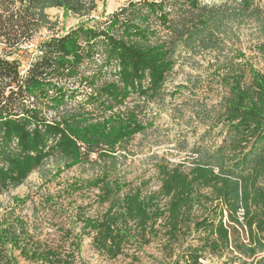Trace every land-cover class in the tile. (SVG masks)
<instances>
[{
  "label": "trees",
  "instance_id": "16d2710c",
  "mask_svg": "<svg viewBox=\"0 0 264 264\" xmlns=\"http://www.w3.org/2000/svg\"><path fill=\"white\" fill-rule=\"evenodd\" d=\"M96 7L97 0H0V194L17 187L50 156L65 166L101 161L106 169L115 168L117 149H124L134 134L152 125L155 110L152 107L147 117H141L145 111L142 106L164 102V83L179 47L191 55L214 50L222 53L227 31L233 24L247 21H252L258 37L264 38V1H128L89 26L51 32L37 44L41 53L25 73H20V62L10 56L41 28L54 29L56 22L47 8L90 19ZM258 45L264 56V41ZM233 59L217 68L230 66L217 75L228 89L223 102L225 135L211 146H194L192 164L204 184L222 182L216 191L227 205L229 217L239 228L246 225L248 229V241L235 240L233 247L250 258L264 251V73L246 58L243 62ZM246 69L248 82L244 81ZM82 84L95 90L97 97L79 100L77 90ZM43 104L52 114H46ZM113 108L116 111L106 116ZM93 153L97 160L90 159ZM172 171L179 175L174 179L176 184L184 185L179 168ZM95 182L108 207L100 218L76 216L82 231L95 230L94 245L111 258L121 254L128 242L140 250L149 242L146 227L152 237L156 234L155 220L161 213L149 206L157 204V197L142 196L138 188L118 196L122 185L105 174ZM171 185H167L169 190ZM189 185L177 192L171 204L165 244L170 257L178 242L177 233H181L179 224L190 221L194 201L187 193ZM240 208L244 222L236 216ZM193 226L206 229V239L200 246H184L170 264H201L202 249L217 250L219 245L228 244L221 216L217 222L210 216L202 217ZM231 229L238 235V228ZM8 233L0 229V240L7 238L16 244L13 232ZM44 255L56 253L49 248ZM66 257L58 254L55 259L67 263ZM134 258L132 254L128 264ZM254 264H264V255Z\"/></svg>",
  "mask_w": 264,
  "mask_h": 264
},
{
  "label": "rangeland",
  "instance_id": "374dc122",
  "mask_svg": "<svg viewBox=\"0 0 264 264\" xmlns=\"http://www.w3.org/2000/svg\"><path fill=\"white\" fill-rule=\"evenodd\" d=\"M128 1L138 0H97V7L91 12L90 19L64 13L58 8L49 10L48 14L56 22V26L51 31L41 28L33 42L38 44L51 32H66L77 25L89 26L96 20L101 21L102 17ZM256 1L262 3L264 0ZM227 32L222 53L214 50L191 55L189 51L179 47L176 62L164 83V102L157 100L158 103L147 104V108L144 104L142 106L145 111L144 115L140 114L141 117H147L152 107L155 110V114H151L152 125L134 134L124 149H117L115 168L106 169L101 161L65 166L63 162H57L54 156H50L17 187L0 194V229L6 230L7 234L13 232L12 238L17 242L13 244L7 238L0 240V264H128L132 260V254L135 255L132 264H170L184 246H200L206 239L207 230H196L193 226L195 220L205 216H210L215 222L221 216L223 226L227 229L228 244L219 245L217 250L202 249L199 259L201 264H254L264 255V251H260L247 258L233 247L235 240L248 241V229L244 224L243 228H239L229 217L228 207L216 191L223 186L222 182L217 181L210 186L204 184V178L197 177L192 164L194 146H211L220 142L225 135L226 127L222 125L226 124L223 102L227 99L228 89L219 82L217 75L224 74L230 66L217 68L222 63L225 64L226 60L234 58L236 62H243L246 58L255 69L264 73V56L262 47L258 45L264 38L258 37L255 24L252 21L233 24ZM34 49L35 46L30 50L21 47L10 57L17 59L23 66ZM236 50L244 55H237ZM245 80L249 81L247 69ZM44 106L45 104L42 107L46 114H52ZM108 114L107 112L106 116ZM90 159L97 160V155L91 154ZM174 167H178L183 174L184 183H190L187 193L194 202L190 210V221L185 223L182 220L179 224L181 233H177L178 242L170 257L171 251L165 249L169 240L167 230L170 208L177 192L180 193L185 187V184L180 186L174 181L179 177L172 171ZM103 174L110 181L122 185L118 196H124L135 188L141 191L142 196H156L157 204L155 201L154 207L150 205L149 208L161 213L155 220L154 237L146 227L149 242L142 245L140 250H137L134 242H128L123 252L114 258L94 245L96 231L83 232L82 222L76 218L82 215L100 218L104 214L108 202L101 198L104 194L95 182ZM169 183L172 184L171 190L167 187ZM15 197L25 200L17 202ZM236 216L240 222H244L242 208L236 212ZM232 226L239 229L238 235L231 232ZM131 227L133 228V223ZM215 237L213 234L212 238ZM49 248L56 255L45 256L44 253ZM58 254L60 258L66 255L68 262H57L55 257Z\"/></svg>",
  "mask_w": 264,
  "mask_h": 264
},
{
  "label": "built area",
  "instance_id": "2783aa9c",
  "mask_svg": "<svg viewBox=\"0 0 264 264\" xmlns=\"http://www.w3.org/2000/svg\"><path fill=\"white\" fill-rule=\"evenodd\" d=\"M34 51H32L31 57L27 60L26 64L21 66L20 65V73H25L26 69L29 67V65L37 58V56L41 53L36 43L33 42V39L24 44L23 48H30L34 47ZM77 91H79L80 96H77V98L80 100V98L83 97V100H85L88 96H93L94 98L97 97L96 91L93 90L90 86H86L84 84L81 85V88H79ZM141 98H144L143 96ZM127 103V101H125ZM129 104V103H127ZM90 108V107H89ZM113 111H116V108H113L112 110H107V112L110 114Z\"/></svg>",
  "mask_w": 264,
  "mask_h": 264
},
{
  "label": "crops",
  "instance_id": "0c3cea01",
  "mask_svg": "<svg viewBox=\"0 0 264 264\" xmlns=\"http://www.w3.org/2000/svg\"><path fill=\"white\" fill-rule=\"evenodd\" d=\"M53 9H56V8H47V9H46V12L49 13L48 11H49V10H53Z\"/></svg>",
  "mask_w": 264,
  "mask_h": 264
}]
</instances>
